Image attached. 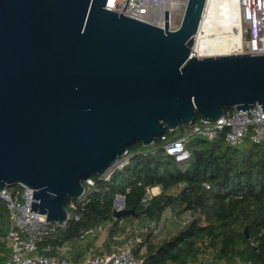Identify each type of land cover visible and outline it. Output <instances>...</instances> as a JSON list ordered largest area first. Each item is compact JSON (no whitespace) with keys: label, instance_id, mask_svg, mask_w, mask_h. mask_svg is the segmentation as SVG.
Segmentation results:
<instances>
[{"label":"water","instance_id":"water-1","mask_svg":"<svg viewBox=\"0 0 264 264\" xmlns=\"http://www.w3.org/2000/svg\"><path fill=\"white\" fill-rule=\"evenodd\" d=\"M105 1L0 0V191L32 189L30 211L50 223L67 221L83 182L131 144L149 146L196 114L264 113V54L192 53L206 0H187L174 30L167 11L161 28Z\"/></svg>","mask_w":264,"mask_h":264},{"label":"trees","instance_id":"trees-1","mask_svg":"<svg viewBox=\"0 0 264 264\" xmlns=\"http://www.w3.org/2000/svg\"><path fill=\"white\" fill-rule=\"evenodd\" d=\"M179 128V132L165 129L149 146L131 144L119 159H126L120 168L93 177V185L84 181L83 196L70 199L78 219L71 218L64 228L45 236L38 243L39 251L50 247L44 253L56 255L57 248L80 239L83 230L106 223L112 239L123 219L158 221L166 209L179 207L178 212H189L193 218L158 243L147 234L133 250L138 264H188L203 249H211L228 264H264V140L254 144L244 139L231 146L222 136L210 140L188 135L184 141L188 160L178 163L163 144L181 136L189 124ZM245 142L249 144L241 146ZM155 186L159 192L143 200L146 189ZM119 194L124 196L123 209L133 213L114 219L113 204ZM9 228L7 209L0 200V264L10 256Z\"/></svg>","mask_w":264,"mask_h":264},{"label":"built area","instance_id":"built-area-1","mask_svg":"<svg viewBox=\"0 0 264 264\" xmlns=\"http://www.w3.org/2000/svg\"><path fill=\"white\" fill-rule=\"evenodd\" d=\"M235 1L238 8L239 28L241 37H243L236 53L264 54V0ZM173 3V0H106L104 8L161 28L164 27V11H167L169 13V29L174 30L171 28ZM234 110H225L221 117L212 122L199 118L189 124L190 134H182L177 138L165 140L164 150L173 156L176 162L183 163L189 157V151L184 145L188 135L203 136L210 140L222 136L224 142L231 146L240 144L244 139H248L254 144L261 143L264 140V113L260 111L259 105L255 104L247 110ZM125 161L124 158L118 160L116 165L107 172L120 168ZM86 182L93 185L92 178L86 179ZM156 190L154 187L147 188L143 200L157 194L159 191ZM0 200L7 209L10 224L6 240L11 252L4 264H74L57 254L47 255L44 253L50 250V247L44 248V252H40L38 248V243L45 236H50L59 228H64L71 218L78 219V214L72 213V210L76 208L73 200H69L66 205L68 220L61 224L50 223L46 221L44 215L30 211L32 189L28 187L18 186L12 190L4 188L0 191ZM123 205L124 196L119 194L114 200V210L123 209ZM192 218L193 216L188 212L185 218L178 221L179 228L186 226ZM201 219L204 220L203 216ZM163 221L164 216L158 221L146 220L142 225L131 226L129 237L121 245L100 254L88 253L78 264H138L139 260L133 253L135 246L147 234H155ZM202 222L204 223V221ZM97 230L98 226L83 230L80 239L94 234ZM207 250L209 249H203L200 254Z\"/></svg>","mask_w":264,"mask_h":264},{"label":"bare ground","instance_id":"bare-ground-1","mask_svg":"<svg viewBox=\"0 0 264 264\" xmlns=\"http://www.w3.org/2000/svg\"><path fill=\"white\" fill-rule=\"evenodd\" d=\"M241 45L235 0H206L191 48L197 57L232 54Z\"/></svg>","mask_w":264,"mask_h":264},{"label":"rangeland","instance_id":"rangeland-1","mask_svg":"<svg viewBox=\"0 0 264 264\" xmlns=\"http://www.w3.org/2000/svg\"><path fill=\"white\" fill-rule=\"evenodd\" d=\"M187 0H173L172 5V12H171V28L176 29L181 22L183 12L185 9ZM243 37H241V43H242ZM237 50L234 51L236 53ZM176 130L179 132L180 128H176ZM177 132V133H178ZM176 133V134H177ZM183 134L187 135L190 134V130L188 128L183 129ZM249 143L245 142L244 144H241V146H246ZM17 186H10L9 189L12 190L16 188ZM158 190V189H157ZM156 190V191H157ZM159 191V190H158ZM167 211L164 212V221L163 224L159 227V230L153 234V238L156 242L161 241L163 238L166 237V235L173 234L174 231L179 229V223L178 221L185 218L187 214H180L178 212V208L176 209H166ZM168 223V224H167ZM167 224V225H166ZM131 227L128 226L127 228H123L118 230L112 239L108 238V230H109V223L102 224L98 226V230L87 237H85L83 240L87 243L89 248L86 249L87 253L90 254H100L104 251H109L110 249L121 245L124 240L129 237L130 235V229ZM85 242L83 244H85ZM80 245L82 243H79ZM207 257H209L211 254H213V251L211 249L204 252ZM210 264H225L221 260L217 259L215 255H212V261Z\"/></svg>","mask_w":264,"mask_h":264},{"label":"crops","instance_id":"crops-1","mask_svg":"<svg viewBox=\"0 0 264 264\" xmlns=\"http://www.w3.org/2000/svg\"><path fill=\"white\" fill-rule=\"evenodd\" d=\"M154 188L159 190L158 186H155ZM176 208L179 209V207L168 208V209L172 210V209H176ZM166 211L167 210H165V212ZM184 213L187 214L188 212H186V211L185 212H180V214H184ZM145 221H146V219H135V220L123 219L121 221V223H120V227H119L118 230L123 229L125 227L127 228L128 226L131 227L133 225H142ZM176 231H174V232H176ZM167 236H169V234L166 235V237ZM153 240H154V238H153ZM84 242H85V240H83V239H74V240H72L70 242H66L64 245L59 247V249L56 251V253L60 257L67 259L69 262L74 263V264H78L88 254L86 252V249L89 248V246L87 245L86 242H85V244H83ZM158 242H160V241H158ZM79 243H82V244L80 245ZM142 251H143V249L141 250V252ZM212 255L213 254H211L209 257H207L205 253L200 254L199 258L197 260H190L188 262V264H193L195 262H197L198 264H210L211 261H212ZM221 261L224 262L225 264H228V263H226L223 260H221ZM167 264H170V263H167Z\"/></svg>","mask_w":264,"mask_h":264}]
</instances>
